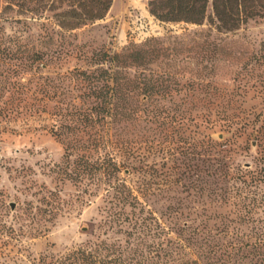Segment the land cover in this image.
<instances>
[{
  "label": "rangeland",
  "instance_id": "374dc122",
  "mask_svg": "<svg viewBox=\"0 0 264 264\" xmlns=\"http://www.w3.org/2000/svg\"><path fill=\"white\" fill-rule=\"evenodd\" d=\"M147 1L111 0L101 20L63 39L53 36L46 53L55 60L39 73L85 69L92 52L119 53L149 38L172 44L179 70L205 76L178 78L179 93L164 102L169 116L182 113V126L160 129L140 122L129 127V155L115 157L128 168L121 177L133 193L146 189L148 194L139 197L143 208L169 229L184 225L213 234L226 217L229 230L252 242L255 233L264 236V66L251 60L264 41V18L224 32L210 25L209 3L204 20L194 25L157 21ZM47 9L45 0H0V33L28 46L42 45L43 28L28 17L48 16ZM41 123L17 120L0 130V264H30L40 255L100 240L122 242V235L102 223L103 191L63 180L56 168L61 145L48 132L33 130ZM153 133L151 148L143 138L150 141ZM242 174L247 183L250 175L255 178L254 187L246 188L253 193L248 223L239 219L247 208L238 214L219 199L223 191L242 186ZM224 175L234 181L221 180Z\"/></svg>",
  "mask_w": 264,
  "mask_h": 264
},
{
  "label": "trees",
  "instance_id": "16d2710c",
  "mask_svg": "<svg viewBox=\"0 0 264 264\" xmlns=\"http://www.w3.org/2000/svg\"><path fill=\"white\" fill-rule=\"evenodd\" d=\"M110 3L45 0L50 14L28 17L43 28L39 46L0 33V130H9L17 120L44 122L32 128L48 132L61 145L62 160L56 168L63 180L100 188L107 204L102 223L123 237L122 242L100 240L57 255H40L30 264H264L262 233H255L251 242L247 235L229 230L226 217L213 234L184 225L169 229L143 208L139 197L148 194L146 189L133 193L121 177L128 168L115 157L129 155V127L140 122L160 129L172 123L182 126V113L169 116L164 102L179 93L178 78L205 76L179 70L181 61L172 44L149 38L119 53L92 52L85 69L74 67L52 76L39 73L55 60L46 53L53 36L63 39L65 33L101 20ZM208 3L209 23L219 31H234L249 20L264 18V0H148L147 9L159 22L199 25ZM251 60L264 66V41ZM261 77L264 85V74ZM152 137L154 133L150 141L143 138L151 148ZM245 177H239L241 187L232 186L219 199L238 214L247 208L239 219L248 223L253 193L246 188L254 187L255 178L250 175L247 183ZM221 180L234 181L227 175Z\"/></svg>",
  "mask_w": 264,
  "mask_h": 264
}]
</instances>
